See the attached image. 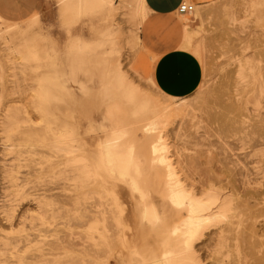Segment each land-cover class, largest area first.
Here are the masks:
<instances>
[{
	"label": "rangeland",
	"instance_id": "1",
	"mask_svg": "<svg viewBox=\"0 0 264 264\" xmlns=\"http://www.w3.org/2000/svg\"><path fill=\"white\" fill-rule=\"evenodd\" d=\"M118 2L113 0L117 7L110 14L68 22L57 0H0V121L9 106L25 103L33 84V73L22 69L17 59L22 39L33 38L43 57L38 62L41 110L30 112L26 106L19 114L31 122L14 133V148L0 129V264H151L168 250L161 243L185 215L172 210L163 193V167L155 162L156 154L151 158V144L159 141L160 153L186 189L197 198L214 194L230 207L226 221L205 230L194 243L195 261L264 264V0H184L193 6L181 18L183 38L186 31L189 36L184 49L200 62L202 78L197 89L181 99L165 97L150 84L154 57L140 40L142 23L135 30L128 8H118ZM106 31L109 35L104 36ZM76 39L87 50L70 53ZM55 54L70 59L72 97L57 87V68L51 67ZM117 71L157 105L183 100L193 113L152 137L143 136L136 129L142 117L133 115L134 109L120 96ZM107 123L126 128L120 143L141 154V167L146 166L141 168L142 186L158 203L162 225L141 223L138 194L101 166L96 143L102 133L97 127ZM59 129L74 134L70 155L51 146ZM76 158L88 163V181L74 172L79 166L69 161ZM11 165L16 166L18 187L10 185L3 172Z\"/></svg>",
	"mask_w": 264,
	"mask_h": 264
},
{
	"label": "bare ground",
	"instance_id": "2",
	"mask_svg": "<svg viewBox=\"0 0 264 264\" xmlns=\"http://www.w3.org/2000/svg\"><path fill=\"white\" fill-rule=\"evenodd\" d=\"M118 1H119L118 2V5H119L118 8H122V7L128 8L127 13L130 14L132 21H134V28L136 30V27L141 24L142 20L145 17L143 0H118ZM57 2L59 4L60 15L62 16V18L66 19V21H68V22H73V21L78 20L79 18H81L83 16L104 15L106 12L109 13L113 9H116V7H117V6H114L113 0H57ZM131 2L136 3V5L133 6ZM123 11L126 12L125 9ZM26 33H27V31H26ZM114 33H116V32H114ZM105 35H109V32L106 31L104 36ZM133 37L135 38V41L138 44L139 39H138L137 33H134ZM188 39H189V36H188V32L186 31L185 38L183 39L182 48L186 47L187 42L189 43ZM114 41H115V39H114ZM105 44H106V42H105ZM9 45H10V42H9ZM106 45H108V44H106ZM4 47H5V45H4ZM37 48L38 47H37L36 43L34 42L33 38L28 37V38L22 39V41L19 45V49L16 50V54H18V57L17 56L16 57L20 61L19 66L22 69L25 68V70L29 69L30 70L29 72L33 73V80H32L33 84L30 87L29 93L24 97L25 103L20 104V105L15 103V105L9 106V108L5 109L6 112H4V114L1 118V121H0V129L2 130V132L5 133L8 141L10 142V147H12V148L17 146V142H16L17 139H16L14 133H17L19 131L22 123L25 124V122H29V123L31 122L29 116H27L26 118H23V120H22L19 117V114L21 112H25L26 106L29 107L30 112H33V111L38 112L41 110V109L40 110L38 109V108H40V106H39V102H40V98H41L40 90H42V85L40 84L41 82H40L39 74H38V69H39L38 62L43 57L39 56V52H38L39 50ZM197 49H199V48H197ZM85 50H87V46L80 39H76V40L72 41V43L70 44V47H69L70 53H72V52L80 53V52H84ZM196 51H194L193 53H195ZM80 55H82V54H80ZM7 56H8V54H6V57ZM54 56L56 57L55 58L56 62H53L51 64V67H54L55 69L57 68L56 76H55V81L57 83V87H59V90L63 94H65L66 96L72 97L73 92L70 90V82H69L70 81L69 75H71V74H69V73H71L70 72L71 71L70 59H67L66 61H64L63 59L59 58V55L55 54ZM45 57H47V56L45 55ZM76 61H78V60H76ZM69 68H70V70H69ZM240 68H242V67H240ZM243 70H242V73H240V74H243ZM118 71L116 74V78H117L116 84H118V90H119L120 96H121L122 100L124 101V103L125 102L128 103L134 109L133 115L138 116V117H142L137 122L136 129L139 130L143 134V136L152 137L154 133H157V132H160L161 130H163V128L168 123L171 124V122H177V121L181 122L182 119L185 117H186V119H188L187 116L191 112L190 111L191 109L189 110L190 107L188 108L187 102L185 103L182 100L181 102L179 101L180 103L175 102L176 104H174V105H172V103L171 104L168 103L167 105H163V106L157 105L156 103H154L150 99V97L141 93L137 87L132 86L129 82H126L127 80L125 81L124 76H122L120 73H118ZM44 79L46 81V78H43V80ZM42 82H44V81H42ZM72 83L77 85L79 90L85 89V87L81 83H79L78 81H72ZM47 84H50V83L47 82ZM150 84H152V86H153L152 80H150ZM40 86H41V89H40ZM3 89L4 88H2V87L0 88V101L2 99H4ZM42 92L45 93V97H46V94H47L46 91H42ZM45 97H43V98H45ZM191 113H193V111ZM193 117H194V115H193ZM192 121L193 120L191 119L190 122H192ZM180 125H181V123H180ZM227 127H229V126H227ZM31 128L34 129V125H32ZM97 130L99 131V133H102V138L100 140H98L96 143V147H98V150H99L98 157H99V162L101 163V166L103 165L104 168L106 169V171H108L110 173V175H108V176H111V175L115 176L116 178L121 180L120 182H124V187H126V188L130 189L132 192H135L138 194L139 199H137V202L140 205L138 219L141 223L147 224L149 227H158V226L162 225L163 216L161 214L158 203L155 204L156 201H154V202L151 201L152 200L151 197H153V196L150 197L148 195V192L142 186V169H143L142 167L145 166V163L143 166V163L141 162L142 163V167H141L140 160H139V158H142L141 154H138L141 157L137 156V154L134 152L132 145H124V144L120 143L121 139L128 133V130L126 128H117L113 123H107L105 125H99L97 127ZM174 133H175V131H174ZM51 139H53L51 146L54 147V149H56L58 151H62L65 154H69V155L72 152H74L73 143H75L76 140L74 138L73 132H71L70 130L59 129V130L53 132ZM154 139H155L154 141H157L156 137ZM159 142H158V145H159ZM129 144H130V142H129ZM158 145L154 144V142H153V144H151V152H152L151 158L153 159V157H154L153 155L156 154L157 157L154 159L155 162L157 163V165H160L163 167V170L165 173L164 174L165 175V192L163 191V193L165 195L166 200L168 201L169 207L174 211H182L183 210L185 215H184V217L180 218L178 220V222H176L175 224H173L170 227L166 236L164 237V240H163L164 243L163 242L161 243V245H164L163 248H167L168 250L165 249V251L162 254H160V256L158 258L153 260V262L151 264H198L195 261L194 252L192 250L194 243L199 239V237L203 234V232L205 230L212 228V227H216L219 224H221L222 222L226 221V219L229 217L228 212L230 211V207L226 201L217 198V196L214 194L209 193V194H205L204 196L202 195V197H200V198H197L191 191L186 189V187L184 185H182L180 180L177 179L176 174L172 168V165L168 162L165 155L160 153V152H163V147L158 148L159 146H161V145H159V146ZM75 151H77V150H75ZM151 158H150V160L152 161ZM154 160H153V162H154ZM148 161H149V159H148ZM69 162H72L75 165H78L79 167L78 168L76 167V169H74V172L78 171L79 173H81L80 175L83 177L82 180H84V178H85V180H87V178H86L88 175L87 171L89 169L86 167L87 166L86 164H88V163H86V161H84L82 158L71 159ZM144 162H145V160H144ZM146 164H147V162H146ZM154 164L155 163H153V165ZM4 166H6V165H4ZM14 167H16V166H14ZM14 167H12V165H11V168L10 167L9 168L4 167L3 172L8 177L9 182L11 183L10 185L18 187V184L17 185L14 184V182L17 181V177H15L16 173L14 174V171H15ZM98 167H100V166H98ZM86 169H88V170H86ZM15 172H17V171H15ZM29 172H31V171H29ZM143 173H144V171H143ZM60 174H62V173H60ZM76 175H78V174H76ZM80 175H79V177H81ZM70 176H71V174H70ZM3 177H5V176H3ZM77 179H79L78 176L73 177V180H77ZM113 179H114V177H113ZM82 180H80V181L82 182ZM119 180H116V181H119ZM77 182H78V180H77ZM5 185H6V183H5ZM5 189H6V187L3 190H5ZM8 194H10V193H8ZM19 196H20V194H19ZM5 197H6V195H5ZM11 198H12V196H11ZM7 199H10V198L7 197ZM6 202H7V200H6ZM12 202H13V200H12ZM94 204H95V202H94ZM11 207L12 206H10V208ZM6 210H8V209H6ZM6 213L8 214V212H6ZM4 215H6V214H4ZM7 216H9V215H7ZM16 217H18V216H16ZM5 220H6V218H5ZM14 220H13V222H14ZM11 222L12 221H10V225H11V226H9L10 228H12V226L14 224V223L11 224ZM16 223H19V222H16ZM105 231L107 232V230H105ZM169 248H172V249H169ZM174 248H176V249H174ZM84 251L85 250H83V252Z\"/></svg>",
	"mask_w": 264,
	"mask_h": 264
},
{
	"label": "crops",
	"instance_id": "3",
	"mask_svg": "<svg viewBox=\"0 0 264 264\" xmlns=\"http://www.w3.org/2000/svg\"><path fill=\"white\" fill-rule=\"evenodd\" d=\"M184 0H143L145 17L140 40L154 57L151 79L164 96L181 99L199 86L202 67L198 59L182 48L184 14L178 12Z\"/></svg>",
	"mask_w": 264,
	"mask_h": 264
},
{
	"label": "built area",
	"instance_id": "4",
	"mask_svg": "<svg viewBox=\"0 0 264 264\" xmlns=\"http://www.w3.org/2000/svg\"><path fill=\"white\" fill-rule=\"evenodd\" d=\"M192 11L193 6L186 2H182L178 7V12L181 14L191 13Z\"/></svg>",
	"mask_w": 264,
	"mask_h": 264
}]
</instances>
